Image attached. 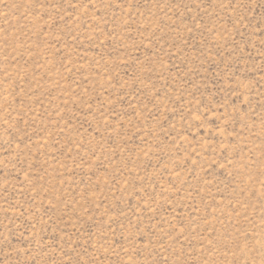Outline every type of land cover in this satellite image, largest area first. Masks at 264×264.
<instances>
[{
	"label": "rangeland",
	"instance_id": "rangeland-1",
	"mask_svg": "<svg viewBox=\"0 0 264 264\" xmlns=\"http://www.w3.org/2000/svg\"><path fill=\"white\" fill-rule=\"evenodd\" d=\"M0 264H264V0H0Z\"/></svg>",
	"mask_w": 264,
	"mask_h": 264
}]
</instances>
